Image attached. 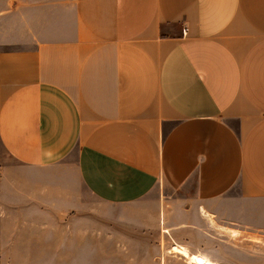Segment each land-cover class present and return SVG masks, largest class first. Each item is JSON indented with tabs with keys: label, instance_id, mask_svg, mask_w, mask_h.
<instances>
[{
	"label": "crops",
	"instance_id": "0c3cea01",
	"mask_svg": "<svg viewBox=\"0 0 264 264\" xmlns=\"http://www.w3.org/2000/svg\"><path fill=\"white\" fill-rule=\"evenodd\" d=\"M214 226L264 234V0H0V264H219Z\"/></svg>",
	"mask_w": 264,
	"mask_h": 264
},
{
	"label": "rangeland",
	"instance_id": "374dc122",
	"mask_svg": "<svg viewBox=\"0 0 264 264\" xmlns=\"http://www.w3.org/2000/svg\"><path fill=\"white\" fill-rule=\"evenodd\" d=\"M93 211H98L100 208L93 204ZM112 213H116L112 209H107ZM82 216L86 217H100L96 213H83ZM101 223V222H100ZM100 228H102L100 226ZM212 234L215 237L214 243L211 248L218 254L220 251L225 252V256L219 258V264H264V234L263 233H243L235 232V236L231 231H223L214 226ZM182 236V235H179ZM179 236L174 240H179ZM184 239V238H183ZM177 240V242H178ZM188 240V238H186ZM189 241V240H188ZM172 242V241H171ZM174 244V242H172ZM122 248V247H121ZM205 258V257H204ZM207 259V258H206ZM210 261L209 259H207ZM211 262V261H210ZM212 264H217L211 262Z\"/></svg>",
	"mask_w": 264,
	"mask_h": 264
},
{
	"label": "bare ground",
	"instance_id": "6f19581e",
	"mask_svg": "<svg viewBox=\"0 0 264 264\" xmlns=\"http://www.w3.org/2000/svg\"><path fill=\"white\" fill-rule=\"evenodd\" d=\"M234 233L235 232H233V235L235 236L236 234ZM172 250L175 253L182 255L186 259L187 264H212L204 257H200L198 255H190L186 248L174 246Z\"/></svg>",
	"mask_w": 264,
	"mask_h": 264
}]
</instances>
